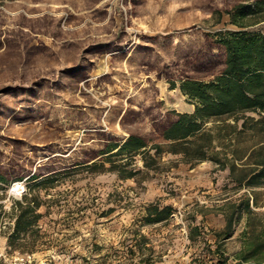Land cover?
Instances as JSON below:
<instances>
[{
	"label": "rangeland",
	"instance_id": "rangeland-1",
	"mask_svg": "<svg viewBox=\"0 0 264 264\" xmlns=\"http://www.w3.org/2000/svg\"><path fill=\"white\" fill-rule=\"evenodd\" d=\"M234 1L0 4V172L9 179L27 177L91 159L106 140L127 135L122 121L147 136L156 132L157 139L169 112L194 107L178 87L170 88V81L186 75L185 67L198 77H211L203 73L209 68L203 58L193 64L190 58L177 61L174 56L180 49L210 50L218 62L221 51L208 48L205 35L237 29L226 14L217 22L213 13ZM90 43L95 46L85 48ZM41 46L52 54L34 58ZM14 47L26 50L24 62L4 58ZM175 159L163 157L167 166ZM135 162L140 165L139 158ZM27 182L45 200L42 239L33 249H56L70 255L73 264H147L141 252L149 257L148 264H218L205 241L212 243L210 228H221L223 219L213 211L202 214L200 207H213L244 192L235 191L227 170L215 169L210 161L195 166L180 162L125 180L115 173L70 168L48 190L35 185L34 177ZM8 186L0 184V222L12 217ZM151 202L170 204L171 218L143 224L145 206ZM191 225L199 227L195 240L189 238ZM140 234L152 251L139 250ZM237 234L227 241L230 252L238 247Z\"/></svg>",
	"mask_w": 264,
	"mask_h": 264
},
{
	"label": "trees",
	"instance_id": "trees-1",
	"mask_svg": "<svg viewBox=\"0 0 264 264\" xmlns=\"http://www.w3.org/2000/svg\"><path fill=\"white\" fill-rule=\"evenodd\" d=\"M5 1L0 0V4ZM213 13L217 22L223 13L226 14L229 23L237 28H223L205 35L207 47L216 46L221 51V59L212 60L210 50L205 53L193 48L180 49L181 52L174 56L177 61L190 58L193 64L202 58L208 62L209 68L203 73H211V77H198L185 67L186 75L178 81H170L171 89L178 87L194 104L191 112H169L170 118L161 122L157 139L156 132L147 136L122 121L127 135L106 140L91 159L73 166L54 167L45 174L30 173L27 177L9 179L0 172V184L8 186L14 181L34 177L38 181L35 185L48 190L70 168H81L91 174L115 173L125 180L136 179L145 172L176 167L180 162L195 166L210 161L215 169L227 170L235 191L244 189V192L234 199L225 198L213 207H200L202 214L213 211L223 219L221 228H210L212 243L205 241L208 253L218 264H264V0H236ZM59 17L61 20L62 16ZM94 46L95 43H90L85 48ZM47 48L37 47L32 56L38 59L49 56L52 53L46 51ZM52 52L57 57L58 53ZM5 57L24 62L27 53L21 47H14ZM54 155L56 153L49 157ZM165 155L176 156V159L167 166L163 160ZM137 158L139 166L135 162ZM27 187L28 193L11 206L14 225L7 236V243L20 251H33L42 239L38 225L45 214L41 211L45 200L32 192L28 182ZM173 213L170 204L161 206L151 202L145 206L142 223L167 222ZM237 231L238 247L230 252L227 241ZM199 232L198 226L191 225L189 238L195 240ZM146 239L143 234L137 239L140 251H152L145 248ZM140 259L147 264L151 262L143 252Z\"/></svg>",
	"mask_w": 264,
	"mask_h": 264
},
{
	"label": "built area",
	"instance_id": "built-area-1",
	"mask_svg": "<svg viewBox=\"0 0 264 264\" xmlns=\"http://www.w3.org/2000/svg\"><path fill=\"white\" fill-rule=\"evenodd\" d=\"M27 178L12 182L7 188L9 197L12 196L13 201H10V206L15 200H22L23 195L28 193ZM10 209V208H9ZM14 225V217L0 222V264H73L70 255L60 254L56 249L41 252L20 251L14 249L7 243V236L11 232ZM38 228L41 230L43 224L39 223ZM3 239L5 241H3Z\"/></svg>",
	"mask_w": 264,
	"mask_h": 264
},
{
	"label": "crops",
	"instance_id": "crops-1",
	"mask_svg": "<svg viewBox=\"0 0 264 264\" xmlns=\"http://www.w3.org/2000/svg\"><path fill=\"white\" fill-rule=\"evenodd\" d=\"M194 108V107H193ZM193 108L191 109V110H187V111H184V112H191L192 110H193ZM3 241H5L4 239H3ZM7 241V240H6Z\"/></svg>",
	"mask_w": 264,
	"mask_h": 264
}]
</instances>
